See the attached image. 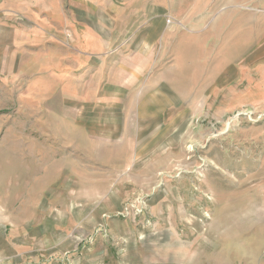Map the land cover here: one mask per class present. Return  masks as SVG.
I'll return each instance as SVG.
<instances>
[{"label": "rangeland", "instance_id": "374dc122", "mask_svg": "<svg viewBox=\"0 0 264 264\" xmlns=\"http://www.w3.org/2000/svg\"><path fill=\"white\" fill-rule=\"evenodd\" d=\"M112 3L80 92L0 16V264H264V0Z\"/></svg>", "mask_w": 264, "mask_h": 264}, {"label": "crops", "instance_id": "0c3cea01", "mask_svg": "<svg viewBox=\"0 0 264 264\" xmlns=\"http://www.w3.org/2000/svg\"><path fill=\"white\" fill-rule=\"evenodd\" d=\"M112 4V0H2L0 16L13 17L14 22L18 17L22 22L19 25L34 24L38 29L34 37L41 45L53 41L59 44L60 58L56 56V60L61 61L62 91L80 92L81 68L86 64V59L102 55L115 47L116 43L118 45L113 50L134 48L139 51V47L144 48L140 35L132 34L130 38H125L122 33L113 34L111 25L133 24L137 22V17L116 16ZM95 11L101 13L96 14ZM98 26L108 29H105L103 36L101 30L96 28ZM155 27L157 24L154 22L148 33L153 41L159 36ZM102 59L106 61L107 57Z\"/></svg>", "mask_w": 264, "mask_h": 264}]
</instances>
